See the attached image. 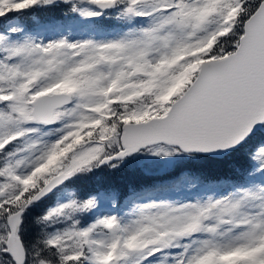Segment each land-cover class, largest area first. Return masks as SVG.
I'll use <instances>...</instances> for the list:
<instances>
[{
    "label": "snow or ice",
    "instance_id": "obj_1",
    "mask_svg": "<svg viewBox=\"0 0 264 264\" xmlns=\"http://www.w3.org/2000/svg\"><path fill=\"white\" fill-rule=\"evenodd\" d=\"M0 264H264V0H0Z\"/></svg>",
    "mask_w": 264,
    "mask_h": 264
},
{
    "label": "trees",
    "instance_id": "obj_2",
    "mask_svg": "<svg viewBox=\"0 0 264 264\" xmlns=\"http://www.w3.org/2000/svg\"><path fill=\"white\" fill-rule=\"evenodd\" d=\"M58 14L59 12L55 13V15ZM231 166H232L231 164L219 165V166L217 165L203 166L202 171H204L206 175H210V176L221 175L224 174ZM99 179H102L104 182L112 184L121 189H126L130 185H140L146 183L148 180L147 177L140 175L131 167L122 170L120 172L104 173L102 174L101 177H98V180Z\"/></svg>",
    "mask_w": 264,
    "mask_h": 264
}]
</instances>
